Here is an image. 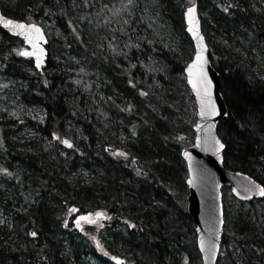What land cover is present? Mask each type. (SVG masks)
<instances>
[{"label": "trees", "instance_id": "trees-1", "mask_svg": "<svg viewBox=\"0 0 264 264\" xmlns=\"http://www.w3.org/2000/svg\"><path fill=\"white\" fill-rule=\"evenodd\" d=\"M189 2L0 0L48 39L37 71L0 29V264H200L179 156L194 137ZM196 2L228 112L223 164L264 185V0ZM224 189L216 264H264V198ZM93 209L108 227L82 236L74 217Z\"/></svg>", "mask_w": 264, "mask_h": 264}, {"label": "water", "instance_id": "water-1", "mask_svg": "<svg viewBox=\"0 0 264 264\" xmlns=\"http://www.w3.org/2000/svg\"><path fill=\"white\" fill-rule=\"evenodd\" d=\"M193 5H195L194 19L192 23H189L188 9ZM0 18L25 25L34 24L40 28L43 39H37L39 34L34 29L30 32L33 40L39 45V48L34 49L32 44L27 42L29 29L6 26L3 22H0L1 30L11 37L18 38L22 42L23 48L19 50V57L32 62L34 69L37 71L44 69L46 66L48 41L42 27L35 23H26L6 17L1 11ZM183 22L185 25L184 30L193 48L192 57L185 65L183 74L185 83L190 89L196 105V122L192 126L195 134L193 143L190 146L182 148L180 151V156L185 162L187 171L185 178V184L188 189L186 213L194 223L195 244L200 254L201 264H215L223 235L224 224L221 199L222 186H230L231 193L241 201L263 198L264 195H260L259 192L260 188H264V186L251 176L240 171H231L223 165V151L225 146L223 148L220 147V144L224 145V143L218 137L216 128L219 123L227 119L228 112L219 91L220 80L218 73L211 65L208 57V45L201 29L196 0H193L192 4L185 7L183 11ZM189 29H192V31ZM22 31L25 33L24 35H21ZM199 37H202L203 40L201 41ZM202 45H206L203 52L208 63L204 65V71L207 73L208 79L211 80L212 99L216 107L215 115H200V98L189 82L188 66L193 63L196 58V53L201 51ZM41 48L43 49V56L41 57L39 67L37 66V57L21 54L25 50L39 51ZM195 76L196 69L194 68L193 78Z\"/></svg>", "mask_w": 264, "mask_h": 264}, {"label": "snow or ice", "instance_id": "snow-or-ice-1", "mask_svg": "<svg viewBox=\"0 0 264 264\" xmlns=\"http://www.w3.org/2000/svg\"><path fill=\"white\" fill-rule=\"evenodd\" d=\"M194 12H195V5H193L191 8L188 9V14H189V23L193 22L194 19ZM0 22H3L6 26H12V27H16V28H20V29H29V35H28V39L27 42L29 44H32L33 48H39V45L36 41L33 40L30 32L32 29L35 30V32L38 35L37 39H43V35L41 33V30L38 26L34 25V24H30V25H25L23 23H16L12 20H2V18H0ZM190 31H192V29H189ZM25 33L22 31L21 35H24ZM195 34V33H194ZM199 39L202 41L203 38L199 37ZM206 48V45H202L201 46V51H198L196 53V58L193 61L192 64H190L188 66V73H189V82L192 84L193 89L196 91L197 96L200 98V104H201V110H200V115L201 116H207V115H215L216 114V107H215V103L212 99V92H211V80L208 79L207 77V73L204 71V65L208 63L207 58L204 55L203 49ZM24 56H35L37 57V66L39 67V64L41 62V57L43 56V49H39V51H23L21 53ZM196 69V76L195 78H193V69ZM197 127H199V125H197ZM65 144H68L69 141H64ZM220 147L223 148L224 145L220 144ZM260 195H264V188H260ZM72 212H75L76 209L73 208L71 209ZM103 213L100 211H97L95 213L96 217H100L102 216ZM92 216V213H88L85 216H79L77 218V226H79V221L80 220H87L89 223H93L94 221H92L90 219V217ZM33 236L36 235L35 232L32 233Z\"/></svg>", "mask_w": 264, "mask_h": 264}, {"label": "rangeland", "instance_id": "rangeland-1", "mask_svg": "<svg viewBox=\"0 0 264 264\" xmlns=\"http://www.w3.org/2000/svg\"><path fill=\"white\" fill-rule=\"evenodd\" d=\"M191 2H192V0H191ZM191 2H189V3H191ZM186 7V6H185ZM212 41H214L215 42V44H219V40L216 38V36H214V38L212 37V39H211ZM222 44V43H221ZM21 48V47H20ZM20 48H18L17 49V53H18V50L20 49ZM259 59V58H258ZM185 82V81H184ZM191 94V93H190ZM192 96V95H191ZM195 107V106H194ZM194 113H195V109H194ZM194 122H195V118H194ZM194 122L192 123V125L194 124ZM179 138V137H178ZM183 141H185L186 140V138L185 137H183ZM184 146H186V145H180V148H179V152H180V150L184 147ZM224 192V190H222V194H223V204H224V207L226 208V209H228V203H227V201H228V198H227V196H228V194L227 193H225ZM231 195V194H230ZM108 221H101V220H99V219H97V221H96V223H94V224H92L91 226H92V230H94L95 232H98L99 230H100V228L101 227H108V224H109V222H110V217L108 216ZM88 223L87 222H85L84 220H80L79 221V226H81V228L80 229H78V232H80L81 233V235L82 236H84L85 234H86V227H88V225H87ZM87 225V226H86ZM100 225H102V226H100ZM76 227V226H75ZM91 236V235H90ZM91 237H93V238H97V236H96V234L95 233H93L92 234V236ZM86 238L88 239V241L89 242H91V238L87 235L86 236ZM196 245V244H195ZM225 248H226V245H221V248H220V251L221 252H223V254H224V250H225ZM184 260V259H183ZM112 261L114 262V259H112ZM88 263L89 264H101V263H98L95 259H92V258H89V261H88ZM103 264H108V262H105V263H103Z\"/></svg>", "mask_w": 264, "mask_h": 264}, {"label": "flooded vegetation", "instance_id": "flooded-vegetation-1", "mask_svg": "<svg viewBox=\"0 0 264 264\" xmlns=\"http://www.w3.org/2000/svg\"><path fill=\"white\" fill-rule=\"evenodd\" d=\"M97 211H100V212H102L103 213V215L102 216H100V217H96L95 216V213L97 212ZM89 213H92V216L90 217V219L92 220V221H94L93 223H89L87 220H84L85 222H87L88 224V227H86V228H92V224H94V223H96V221H97V219H99V220H101V221H108V214H107V210L106 209H93L92 211H90ZM226 219V218H225ZM86 225V226H87ZM100 226H102V225H100ZM78 227H80L81 228V226H77V223H76V229L78 228ZM102 228H105V227H101L100 229H102ZM223 244V243H222Z\"/></svg>", "mask_w": 264, "mask_h": 264}]
</instances>
